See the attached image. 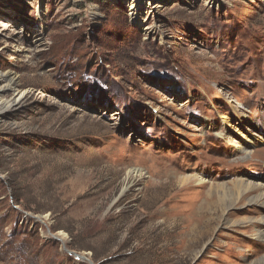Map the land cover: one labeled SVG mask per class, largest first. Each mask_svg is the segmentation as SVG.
I'll return each instance as SVG.
<instances>
[{
    "label": "rangeland",
    "instance_id": "1",
    "mask_svg": "<svg viewBox=\"0 0 264 264\" xmlns=\"http://www.w3.org/2000/svg\"><path fill=\"white\" fill-rule=\"evenodd\" d=\"M130 1L0 0V264L264 257V0Z\"/></svg>",
    "mask_w": 264,
    "mask_h": 264
},
{
    "label": "bare ground",
    "instance_id": "2",
    "mask_svg": "<svg viewBox=\"0 0 264 264\" xmlns=\"http://www.w3.org/2000/svg\"><path fill=\"white\" fill-rule=\"evenodd\" d=\"M130 2L131 3L129 4V7L132 10V12H137L138 9H137L136 2H138V0H132ZM159 6H160V4H154V6H152V7H153V9H156ZM152 7H150V8H152ZM0 25H3L4 26V24L2 22H0ZM0 77L7 79V83H5L4 85H2L0 87V96H1L3 94V92H5V90H7V89H9V88L12 87V85L14 84V82H15L16 79H15V76H13V75H7L6 73L0 74ZM22 93L17 92L16 93V97L13 100H11V101H8V99L7 100L2 99L0 97V114L3 113V112H5L9 108L15 106L16 103L21 98ZM261 187H262V185H259V184L258 185H256V184H250V183L248 184V188L250 190H256V191L257 190H260L259 195L262 197L261 198L262 201L260 202V204L264 205V189H262ZM262 222L264 223V220H262ZM256 237L258 239L264 240V228L262 230H259L256 233ZM253 264H264V257L260 258L259 260H256Z\"/></svg>",
    "mask_w": 264,
    "mask_h": 264
}]
</instances>
